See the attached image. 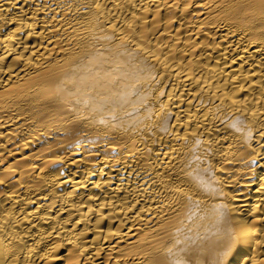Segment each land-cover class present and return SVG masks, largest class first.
<instances>
[{
	"label": "bare ground",
	"instance_id": "bare-ground-1",
	"mask_svg": "<svg viewBox=\"0 0 264 264\" xmlns=\"http://www.w3.org/2000/svg\"><path fill=\"white\" fill-rule=\"evenodd\" d=\"M0 264H264V0H0Z\"/></svg>",
	"mask_w": 264,
	"mask_h": 264
}]
</instances>
